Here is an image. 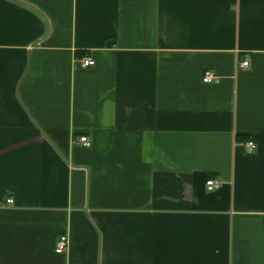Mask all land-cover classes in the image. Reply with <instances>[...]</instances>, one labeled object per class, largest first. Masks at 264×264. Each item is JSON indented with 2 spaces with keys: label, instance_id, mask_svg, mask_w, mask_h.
<instances>
[{
  "label": "crops",
  "instance_id": "0c3cea01",
  "mask_svg": "<svg viewBox=\"0 0 264 264\" xmlns=\"http://www.w3.org/2000/svg\"><path fill=\"white\" fill-rule=\"evenodd\" d=\"M0 264H264V0H0Z\"/></svg>",
  "mask_w": 264,
  "mask_h": 264
},
{
  "label": "built area",
  "instance_id": "2783aa9c",
  "mask_svg": "<svg viewBox=\"0 0 264 264\" xmlns=\"http://www.w3.org/2000/svg\"><path fill=\"white\" fill-rule=\"evenodd\" d=\"M94 63H95V61L90 57H85L83 59V65H85V66H91ZM239 65L241 68H249L250 67V60L248 58L244 59L239 63ZM219 79H220V77L213 70H210V69L206 70L204 75H203V81L205 83H217L219 81ZM80 140L87 145L90 144L87 137H81ZM246 147L249 151H254L257 148V145L254 141L250 140L246 143ZM219 186H220V182L217 181L216 179H209L207 181V189L209 191H213V190L219 188ZM7 202L12 203L13 199L10 198L7 200ZM67 247H68V237L62 236L60 238V240L58 241L56 252L57 253H63L66 251Z\"/></svg>",
  "mask_w": 264,
  "mask_h": 264
}]
</instances>
